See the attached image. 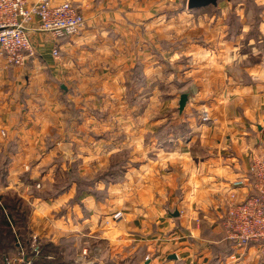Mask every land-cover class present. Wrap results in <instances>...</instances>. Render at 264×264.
Instances as JSON below:
<instances>
[{
    "label": "crops",
    "instance_id": "0c3cea01",
    "mask_svg": "<svg viewBox=\"0 0 264 264\" xmlns=\"http://www.w3.org/2000/svg\"><path fill=\"white\" fill-rule=\"evenodd\" d=\"M181 1L76 0L84 25L57 39L29 25L35 56L2 76L12 86L0 92V195L17 192L32 206L31 246L32 236L51 243L69 264H264L220 226L230 183L244 181L238 200L254 194L248 168L264 154V0H252L257 16L234 0ZM142 91L150 116L127 115ZM119 156L120 181L87 185L98 198L73 199L75 181L52 198L27 194L56 185L66 162L91 179ZM21 253L5 264H20Z\"/></svg>",
    "mask_w": 264,
    "mask_h": 264
},
{
    "label": "built area",
    "instance_id": "2783aa9c",
    "mask_svg": "<svg viewBox=\"0 0 264 264\" xmlns=\"http://www.w3.org/2000/svg\"><path fill=\"white\" fill-rule=\"evenodd\" d=\"M76 0H0V59L5 66H23L34 56L35 49L28 31L30 24L36 23L38 32L57 39L79 34L84 25V16L77 10ZM51 55L55 59L63 57V51L55 46ZM202 120H209L208 113L202 112ZM0 134L4 131L0 129ZM248 174L253 178L254 194L237 199V190L244 184L242 180L230 183L226 191V209L221 218L224 240L234 243L235 248L245 249L254 245L257 257L264 262V154L253 158ZM247 180V178H246ZM34 187H40L35 183ZM120 212L113 214L118 219ZM33 252L38 253L39 245L32 236ZM14 261L32 264L23 253Z\"/></svg>",
    "mask_w": 264,
    "mask_h": 264
},
{
    "label": "trees",
    "instance_id": "16d2710c",
    "mask_svg": "<svg viewBox=\"0 0 264 264\" xmlns=\"http://www.w3.org/2000/svg\"><path fill=\"white\" fill-rule=\"evenodd\" d=\"M253 6L256 7L255 4ZM257 14L258 12L254 14V16ZM162 132L163 130H159L158 134H161ZM126 163L127 160L122 159L112 162L107 170L101 172L98 178L96 177L95 179L85 180V178L78 177L73 173V175L71 174L68 178V181L65 184H62L61 187L64 189L69 183L75 181L77 183V188L73 199H76L83 191H91L93 195L98 198L99 194L97 190H91L87 185H93L98 180L108 182L110 179L107 176L110 173H119V169H123V166ZM62 188H58L53 193L45 195L39 194V197L52 198L59 194ZM22 205L24 206L25 202L20 197L12 198L8 193L0 195V264H5L9 255L13 254V252H19L21 248L24 249L26 258L31 260L32 264H69L66 260L58 256L57 246H54L51 243H40L38 253L35 254L33 252L30 230L27 225V214L26 212L24 214V211L21 210ZM226 242L234 246L232 241L226 240Z\"/></svg>",
    "mask_w": 264,
    "mask_h": 264
},
{
    "label": "rangeland",
    "instance_id": "374dc122",
    "mask_svg": "<svg viewBox=\"0 0 264 264\" xmlns=\"http://www.w3.org/2000/svg\"><path fill=\"white\" fill-rule=\"evenodd\" d=\"M130 2H131V5L133 6V5H135V4H139V3H141V1L142 0H129ZM147 2L148 1H150V0H146ZM185 0H182L180 3L182 4V5H186L185 4V2H184ZM239 1V2H238ZM230 2V1H229ZM219 3L220 4H225V1L224 0H219ZM232 3V5H235V4H237V3H239V4H243V5H245V7H244V9L243 10H245V12H246V10L248 11V10H252L253 11V14H256L257 12H258V10H256V7H254L253 5V2L251 1V0H243V2L241 1V0H234L233 2H231ZM213 15V13H209V14H207V16H212ZM257 16V15H256ZM235 18V12L232 10V9H228V11H227V13H226V17H225V19H224V21L227 23V22H230V21H232L233 19ZM227 27V26H226ZM0 64H1V73H0V92H2V93H7L8 92V90H9V88L8 87H11L12 86V84L11 83H7L6 82V80H7V77L6 78H4V77H2V76H4L5 74H8L9 73V71L11 70V69H16L18 66H5V63H4V61H2V62H0ZM4 78V79H3ZM130 79H133V76L130 78ZM12 80V79H11ZM142 97H141V99H139V96H138V93H136L135 94V96H136V102H137V104H139V102L141 103V106L139 107L137 104H136V107H139V110L137 111L136 110V112L135 113H133V112H131V111H129V110H126V112H127V115H128V113H130L129 115H133V116H135V114L136 115H141V113L143 114L145 111L147 112V114L145 115V116H150V110H148L147 109V105L149 104L148 103V100H149V98H148V96H146V94H144L145 92H143L142 91ZM127 94H128V97H127V99H131L132 98V96H133V90L132 89H129V91L127 92ZM75 96H76V94H74ZM77 97V96H76ZM129 102V101H128ZM130 103V102H129ZM67 104V103H66ZM68 105V104H67ZM69 106V105H68ZM68 108V107H67ZM70 108L72 109V112L73 113H77V110H75V106H74V104L73 105H70ZM166 108V107H165ZM164 108V109H165ZM163 109V110H164ZM66 115L67 116H69V117H72V115H71V111L68 109V111H67V113H66ZM65 115V116H66ZM74 117V116H73ZM72 117V118H73ZM65 118V117H64ZM163 132H164V130H163ZM72 150V149H71ZM67 151V150H66ZM56 158V160L58 161H60V157L59 156H56L55 157ZM112 159H114L115 161H117V160H121L122 159V157L121 156H119V157H113ZM71 160H74V161H76L75 160V157L73 156V158L72 157H70L69 158V161H71ZM2 160H0V162H1ZM58 161V162H59ZM66 161V160H65ZM67 163V165H68V169H67V171L65 172V174L64 175H59V176H56L55 177V180H54V182H56V185L54 184L53 186L52 185H50V186H44V187H32L33 189L32 190H29L28 192H27V194L28 195H32V196H35V195H37V196H39V194H41V195H45V194H49V193H53V192H55L58 188H60L61 186V184H64V183H66L67 181H68V178L71 176V174L73 175V173L76 175V176H78V177H81V178H85V180H87L89 177H87L86 175H85V173H80V174H76L75 173V163L74 162H66ZM62 164H64L65 165V163H62ZM99 174H101L100 172L99 173H97V174H94V177L93 178H91V179H95L96 177L98 178V176H99ZM113 175V176H112ZM107 177H109V181H110V184H115L116 182H118V181H120L121 180V178H122V173H114V174H112V173H110ZM89 180V179H88ZM108 181V182H109ZM81 186H84V185H81ZM94 190V189H93ZM95 191V190H94ZM8 193V195H10V197H20V198H22L23 200H24V202H25V205L23 206L22 205V208H21V210H23L24 211V214H25V212H26V214H27V225H28V227H29V218H30V213H31V208H32V206L30 205V204H28L27 203V201H25V198H23L20 194H18L17 192H14V191H10V192H7ZM16 195V196H15ZM28 209V210H27ZM122 215V214H121ZM121 217V216H120ZM119 217V218H120ZM118 218V219H119ZM115 220H117V219H115ZM41 243V242H40Z\"/></svg>",
    "mask_w": 264,
    "mask_h": 264
},
{
    "label": "water",
    "instance_id": "95a60500",
    "mask_svg": "<svg viewBox=\"0 0 264 264\" xmlns=\"http://www.w3.org/2000/svg\"><path fill=\"white\" fill-rule=\"evenodd\" d=\"M219 0H187L186 6L189 9H194V8H200L204 7L207 5H216ZM188 99V93L183 92L179 95V100H178V110L181 112L187 102ZM174 216L178 215L177 211H174L173 213ZM170 257H175L174 255Z\"/></svg>",
    "mask_w": 264,
    "mask_h": 264
}]
</instances>
